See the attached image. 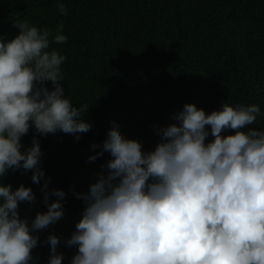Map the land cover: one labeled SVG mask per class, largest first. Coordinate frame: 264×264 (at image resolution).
<instances>
[{
    "label": "clouds",
    "instance_id": "1",
    "mask_svg": "<svg viewBox=\"0 0 264 264\" xmlns=\"http://www.w3.org/2000/svg\"><path fill=\"white\" fill-rule=\"evenodd\" d=\"M58 10L67 15L63 4ZM13 27L19 33L13 39L0 36V181L8 170H23L39 184L38 140L21 151L30 128L39 136L60 132L79 140L92 126L64 95L65 57L48 50L50 42H66L63 24L54 36L27 22ZM259 113L255 104L224 103L211 114L185 104L148 153L113 122L102 144L91 145L100 151L90 161L104 153L111 159L87 195H77L85 208L65 241L77 247L71 264H264V131H243ZM225 130L234 135L222 136ZM209 134L214 139L206 144ZM41 191L47 210L29 224L18 207L34 201L32 189L0 186V264H30L38 244L32 233L63 218L65 193L48 191L47 182ZM49 196L56 201L48 203ZM59 243L48 236V264H62Z\"/></svg>",
    "mask_w": 264,
    "mask_h": 264
},
{
    "label": "trees",
    "instance_id": "2",
    "mask_svg": "<svg viewBox=\"0 0 264 264\" xmlns=\"http://www.w3.org/2000/svg\"><path fill=\"white\" fill-rule=\"evenodd\" d=\"M60 4L67 15L59 12ZM14 22L47 28L52 36L63 24L60 34L66 42H50L48 50L65 57L64 95L92 126L79 140L60 132L39 136L30 128L21 138V151L32 146L34 137L38 140L44 176L35 184L32 171L8 170L0 181L13 190L21 184L32 189L34 201L18 207L19 217L29 224L47 210L41 191L45 182L48 191L65 193L63 218L32 233L38 244L30 264H48L49 235L60 240L62 264H71L77 254L76 246L65 244L85 208L77 195H87L106 171L108 153L94 161L89 157L100 151L91 145L102 144L113 122L144 153L155 150L159 130L176 123L173 117L185 104L206 114L222 110L224 103L234 108L255 104L260 113L243 131H264V0H0L4 42L19 34ZM45 86L52 88L50 82ZM206 130L210 133L209 126ZM213 139L209 134L205 143ZM56 199L49 196L48 203Z\"/></svg>",
    "mask_w": 264,
    "mask_h": 264
}]
</instances>
